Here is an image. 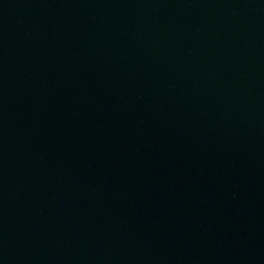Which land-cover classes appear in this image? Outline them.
Returning <instances> with one entry per match:
<instances>
[{
  "label": "water",
  "instance_id": "water-1",
  "mask_svg": "<svg viewBox=\"0 0 264 264\" xmlns=\"http://www.w3.org/2000/svg\"><path fill=\"white\" fill-rule=\"evenodd\" d=\"M264 49V0H0V126Z\"/></svg>",
  "mask_w": 264,
  "mask_h": 264
}]
</instances>
